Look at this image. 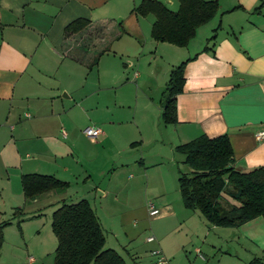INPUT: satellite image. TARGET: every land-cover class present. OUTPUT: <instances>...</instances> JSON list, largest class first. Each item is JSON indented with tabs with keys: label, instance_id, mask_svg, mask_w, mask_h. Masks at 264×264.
<instances>
[{
	"label": "crops",
	"instance_id": "1",
	"mask_svg": "<svg viewBox=\"0 0 264 264\" xmlns=\"http://www.w3.org/2000/svg\"><path fill=\"white\" fill-rule=\"evenodd\" d=\"M141 1L0 0V223L9 222L3 229L4 238L13 227L19 233L22 230L20 235L25 237L30 223L41 215V205L48 201L54 207L64 200L63 193L50 191L26 202L21 184L23 174L40 173L60 179L74 176L83 159L94 161L98 158L84 157L79 152L77 134L82 128V97L77 94V88L71 89L65 83L48 86L42 80L60 73L61 69L82 80V45L88 41L92 43L94 38L103 42L111 32H114L115 43L122 41L121 51L137 56L139 61L148 52L155 55L161 50H169L151 37L154 20L149 18L150 15L140 16L134 12ZM160 1L174 3L173 0ZM260 1L218 0V14L197 29L188 46L180 47L186 52L178 59L164 61L161 57L163 64L158 86L175 66L190 59L185 67L184 89L177 95L178 122L165 125L160 117L161 107H156L159 112L157 120L137 123L119 140L120 148L117 147L112 155L102 157L104 165L119 158V162L113 165L117 168L114 173H127L138 165L141 173L138 178L145 181L144 199L138 207H133L129 194L141 181L129 183L131 179L127 178V183L121 186L126 194L123 204L130 208L124 218L128 216L126 214L142 218L149 216L147 198L151 182L146 162L160 167L168 160L174 165L178 159L175 147L200 135L216 137L227 134L234 152L233 166L238 170L249 171L264 165V138H257L264 132V4L259 12L254 11ZM77 18L88 19L89 26L65 37V27ZM117 18L119 21L115 24ZM219 25L216 39L209 41ZM91 33L93 35L84 43ZM206 45L211 48L209 51L204 50ZM99 54L98 64L91 67V62L90 70L98 68L102 57L108 55V49ZM134 78L139 79L138 72ZM112 84L117 85L116 80ZM60 85L62 90H55ZM62 92H65L66 104L60 99ZM121 123V120H109L96 125L102 133L96 141L90 142L111 147L112 128ZM145 149L153 150L151 161L143 153ZM135 151L140 155L135 157ZM104 168L98 172L104 174ZM166 174L167 180L172 182L171 167ZM96 191L102 192L104 200L113 194V203L121 204L116 190L98 187ZM44 196L48 198L42 202L40 199ZM155 206L160 213L151 218L173 223L174 232L180 234L177 240L182 243L195 232L192 224L196 222L192 219H200L208 230L216 227L210 224L207 227L206 219L202 220L197 214L200 212L183 209L176 203L164 200ZM17 208L21 211L16 212ZM93 208L102 227L103 219L112 221L109 216L111 206L110 213L107 212L108 206L106 208V217L102 214L104 218ZM19 220L21 229L17 225ZM132 228H128L130 233L135 232L131 240L140 231ZM238 230L264 250V218L256 217L245 222L238 226ZM154 232L162 241L163 234ZM147 238L146 242H149Z\"/></svg>",
	"mask_w": 264,
	"mask_h": 264
},
{
	"label": "rangeland",
	"instance_id": "2",
	"mask_svg": "<svg viewBox=\"0 0 264 264\" xmlns=\"http://www.w3.org/2000/svg\"><path fill=\"white\" fill-rule=\"evenodd\" d=\"M173 2L172 5L169 2L164 3L171 9L177 10L179 2L178 0H173ZM149 18L154 20L152 15ZM118 21L119 18L114 20L115 24ZM92 35L91 33L86 38L82 37L85 38L84 43ZM95 39L92 43L88 41L81 48L82 80H78L74 74H68L63 69L60 73L42 80L48 86L57 87L58 83H65L71 89L77 88V94L82 97V128L77 134L79 152L84 157L86 155H91L94 158L98 156L94 161L83 159L81 168H77L74 176L68 175L60 178L70 183L68 189L63 193L64 201L77 203L87 198L99 211L102 218L108 215L107 212L111 206L112 213L109 216L112 221L105 218L102 222L106 236L104 248H116L128 264H158L157 256L152 254L155 250L162 251L169 258L168 264H248L255 256L264 258V250L258 248L249 238L238 233V227H214V229L208 230L202 226L200 219H192L197 223L192 224L195 232L184 239L182 243L177 240L180 234L177 235L178 233L174 232L173 223L156 220L151 216L142 218L126 214L128 216L124 218V213L130 211V208L123 204L126 194L121 186L125 182L127 183V178L131 179L129 183L136 180L141 181L129 194L133 207H138L144 199L146 184L144 187L143 183L145 181L138 178L141 174L137 169L138 165L137 168L134 166L127 170V173H119V171L114 173L117 168L115 169L116 166L113 165L115 162H119V158L116 157L113 160L115 162L104 165L105 161L102 157L110 153L112 155L117 147H121L122 136L127 134L128 130L134 129L137 123L142 120L154 121L158 119L159 112L156 107H161L162 111V92L169 78V76H165L161 85L158 86L160 83L159 71L163 64L161 57L164 61L178 59L186 52L184 51L186 49L168 43H159L162 46H167L169 50H161L155 55L148 52L139 61L137 56L133 57L121 51L122 41L114 42V32H111L103 42ZM104 49H108V55L102 57L98 68L90 70L89 65ZM135 72L139 73L138 80L134 78ZM115 80L116 87L112 86ZM58 87L60 88L55 90H62L61 85ZM64 93L60 94V99L66 104L68 102L64 99ZM109 120L122 121L120 126L112 128L114 137L111 147L91 143L85 135L84 129L88 126L101 125ZM64 122L66 123L67 120ZM143 153L148 157V161H151L153 150L145 149ZM133 155L136 157L140 155V152L135 151ZM176 156L178 159L174 165H170L168 160L163 162V166L160 167L151 166L149 164L151 162H146L145 166H149L148 178L151 182L150 195L147 199L158 206L166 200L176 203L184 209L179 192L178 176L180 170L184 172L190 170L183 163L184 156L180 153H176ZM103 167H105L104 174L99 173L98 171ZM169 167L172 169V182L167 180L166 171ZM89 174H93L92 177ZM98 187L116 190L121 204L113 203V194L106 200L102 199V192L96 191ZM127 192L129 193V191ZM47 198L44 196L40 200L45 202ZM48 203L47 201L44 206L41 205L39 210L41 215L30 223V227L25 231V237L20 235L22 230H19V233L16 227L11 229L8 237L4 238L0 250V264H29V262L32 264H55L57 238L52 231L51 224L53 211L61 203L54 207ZM99 203L107 205L108 211L106 210L107 206L102 208L98 205ZM197 214L201 216L202 220H205L200 213ZM7 217L9 218V216ZM206 224L208 227L209 223ZM130 227L134 230L140 229L138 236L133 240L130 237L135 235V232L130 233L128 229ZM154 231L160 235L163 234L162 241L161 238H159L160 241L158 240V235ZM206 232L209 235L205 236ZM151 235L156 237V241L146 242V238Z\"/></svg>",
	"mask_w": 264,
	"mask_h": 264
},
{
	"label": "trees",
	"instance_id": "3",
	"mask_svg": "<svg viewBox=\"0 0 264 264\" xmlns=\"http://www.w3.org/2000/svg\"><path fill=\"white\" fill-rule=\"evenodd\" d=\"M177 10L160 0H142L134 12L140 16H154L151 37L160 43L186 47L197 29L211 21L219 12L218 0H178ZM264 0L254 9L259 12ZM85 18H77L64 29V36L79 33L89 26ZM220 25L209 39L217 37ZM211 48L207 45L204 50ZM98 54L91 67L98 64ZM185 60L175 66L162 92L161 121L165 125L178 122L177 95L184 89ZM184 156L189 172L179 171L178 186L186 209L196 210L216 227H238L256 217L264 218V165L249 171L233 166L234 152L227 134L209 137L205 134L175 147ZM26 202L53 191L65 193L68 181L53 175L28 173L21 177ZM21 211L17 208L16 212ZM17 216V215H16ZM9 222L0 223V250L3 229ZM18 227L21 229L20 220ZM52 231L57 238L55 264H127L115 249L104 248L106 236L99 217L87 199L77 203L61 201L52 214ZM248 264H264V258L255 257Z\"/></svg>",
	"mask_w": 264,
	"mask_h": 264
},
{
	"label": "built area",
	"instance_id": "4",
	"mask_svg": "<svg viewBox=\"0 0 264 264\" xmlns=\"http://www.w3.org/2000/svg\"><path fill=\"white\" fill-rule=\"evenodd\" d=\"M85 135L92 141H96V139L100 136L102 133L101 128L96 126H88L84 129ZM257 138L260 140L264 138V132H261L257 135ZM148 212L149 216L156 217L160 213V209L157 208L154 204V202L149 201L148 202ZM155 237L150 236L147 238V241L151 242L154 241ZM153 255L157 256V263L158 264H168L169 260L168 258L162 253L160 250H155L152 252Z\"/></svg>",
	"mask_w": 264,
	"mask_h": 264
}]
</instances>
